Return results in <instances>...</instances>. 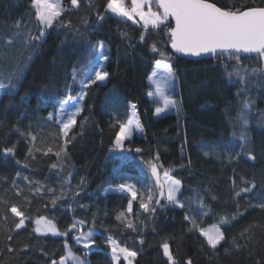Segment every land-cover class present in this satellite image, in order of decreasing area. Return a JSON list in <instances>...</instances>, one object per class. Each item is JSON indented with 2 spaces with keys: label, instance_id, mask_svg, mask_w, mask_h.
<instances>
[{
  "label": "trees",
  "instance_id": "obj_1",
  "mask_svg": "<svg viewBox=\"0 0 264 264\" xmlns=\"http://www.w3.org/2000/svg\"><path fill=\"white\" fill-rule=\"evenodd\" d=\"M211 1L233 10L264 6V0ZM106 4L107 0H80L73 8L71 0H63L66 11L52 28L44 29V39L26 43L29 34L38 36L43 28L32 0H0V38L14 37L17 21L22 26L12 44L0 40V82L5 86L0 95V264H51L65 254V242L73 252H85L89 264H113L105 243L109 236L139 253L135 264H171L163 254L165 242L177 264L189 259L192 264H264V209L259 207L264 204V61L258 55H239V61L233 54L185 55L171 47V19L159 28L145 29L142 23L106 11ZM152 6L162 12L155 0ZM97 41L106 45L109 79L88 89L83 111L69 133L75 138L57 157L64 141L48 114L66 93L80 95L78 81L83 73L76 82L71 73L74 68L88 70L99 51ZM153 43L159 52L151 50ZM160 53L166 54L175 73L180 110L156 116L148 78L155 62L164 58ZM244 101L250 104L246 127L239 119ZM132 103L144 134L126 140L122 152L113 148L119 131L116 122L127 119ZM242 134L255 160L248 159L247 152L237 155ZM7 148L14 152L6 155ZM137 148L142 151L137 153ZM148 160L181 182L184 208L166 198L155 204L158 186L142 163ZM123 175L139 185L132 213H126L135 231L116 219L127 208L130 194L105 191ZM243 180L255 181L256 186L236 197L235 192L249 186ZM41 186L43 192L38 194ZM149 190L155 213L139 207V197ZM201 200L205 215L200 214ZM11 204L29 218L21 229L15 228L19 218L9 211ZM186 214L197 216L198 228L220 225L225 240L212 249ZM41 216L67 236L34 232L35 220ZM222 217H228L227 224L221 223ZM76 220L86 222L83 229L93 228L96 244L90 250L75 242L78 229L68 230ZM234 239L242 247H234Z\"/></svg>",
  "mask_w": 264,
  "mask_h": 264
},
{
  "label": "snow or ice",
  "instance_id": "obj_2",
  "mask_svg": "<svg viewBox=\"0 0 264 264\" xmlns=\"http://www.w3.org/2000/svg\"><path fill=\"white\" fill-rule=\"evenodd\" d=\"M153 0H131V8L126 6L125 0H107L106 11H110L119 17L127 18L128 20L134 21L135 23L143 24L145 29L151 25L153 28H159L160 25L165 24L169 17L174 18L175 26L168 31V36L171 42V47L177 52L200 56L202 54L216 53L226 51L236 56L239 61V53H255L262 61H264V7H244L243 10L237 8L235 10L231 8H222L217 6L215 3L209 2V0H155V4L158 8L162 9V12L153 11L152 9ZM80 0H71V6L78 8ZM147 5V11L145 6ZM32 7L35 9V15L37 22L43 26L38 36L28 35L27 42H39L44 39V29H50L55 23L58 22L66 9L63 6V0H32ZM138 17V19H137ZM98 19H103L102 16H98ZM64 26V25H62ZM68 27L71 26V22L67 23ZM16 32L14 37L7 39L0 38L5 44H12L14 38L20 36V28L22 27L20 22L17 21L14 25ZM145 37L141 35L140 41H144ZM95 47L99 49L96 59L89 66L87 71L83 69H73L71 75L74 82L77 81V76L83 73L84 78L78 81V86L81 89V93L78 97L73 98L69 93H66V99L60 100L56 113H49L48 120H55L60 127L63 146L60 152H56L57 157L60 156L61 152L65 151L67 145L71 143V140L75 137H69V133L77 124V117L83 111V101L88 95V89L92 85L104 83L109 79L110 73L105 70V64L109 60L107 55H104L106 45L103 41H97ZM153 52H159L156 44L151 45ZM219 50V51H218ZM161 60L155 62L157 69H163L167 72V77L164 81L163 87L154 78L157 73L154 71L150 79L155 84V91L148 93L149 96H155L157 94L164 96V107L156 108L155 114L159 116L165 112L168 108L176 109L178 112L179 104L176 100L168 99L165 96L164 90L169 86V82L174 78L172 65L168 62L166 54L160 53ZM253 71H256L255 69ZM238 76L239 72L236 73ZM231 75V74H229ZM245 77H241V80ZM70 87V86H69ZM4 88L3 84H0V90ZM243 109L240 114V121L246 127L247 120L245 113L250 109V104L247 101L242 102ZM130 114L126 121H117L116 126L119 127V131L116 133L113 148L119 151H126L124 142L130 140L134 132L143 133V126L139 121L138 109L136 104H129ZM87 120V117H85ZM83 129V124L81 125ZM31 141H36L37 137L31 135ZM241 152L237 155L248 153V159L255 160V156L251 155V150L248 148V141L245 135L240 136ZM48 152L52 151V148H48ZM130 151V150H127ZM137 153H140L142 149H135ZM14 148L4 149V153L12 154ZM29 156L32 155V149H29ZM231 159V157H230ZM155 161L159 160L157 153L154 157ZM150 172L151 176L155 178V182L159 187L157 194L158 198L155 199V204L159 205V198H166L168 203L184 208V204L180 203L178 194L181 189V182L177 179L172 178L169 175V170H164L163 179L164 183H161L160 170L162 165L154 162L153 160L142 162ZM56 168L57 165H52ZM17 176L20 174L17 173ZM27 180V177H24ZM243 179V178H242ZM244 183L248 184V187L240 188L239 191L235 192L236 197H240L242 193H249L255 188V181L243 180ZM31 183V181L29 182ZM166 185V187H165ZM233 186H235V180H233ZM116 191L121 193L130 194L127 208L118 213L116 219L123 222L124 227L135 231L136 225L131 219H129L126 213L130 214L133 210V201L138 199V189L134 184L122 183L116 186ZM19 191V189H17ZM37 193L43 192V186L36 189ZM50 193H55L54 189H48ZM105 191H108L106 189ZM63 195V189L61 190ZM27 199V197H25ZM153 194L149 190L147 195L139 197V207L145 212L155 213V207L153 204ZM55 203V198L53 200ZM201 215H205L203 211V201H198ZM261 209H264V204L259 205ZM9 211L19 218L18 222L15 223L16 229H21L25 225L26 219L25 213L21 211L20 207L16 204H11ZM7 218V217H5ZM185 219L188 220L193 228H198L197 222L193 217L185 215ZM85 221H74L69 226V231L79 229V234L74 237L75 242L78 245H82L87 251L96 244L93 239V230L83 231V225ZM222 224L228 223V217L221 218ZM94 224V221H93ZM36 227L34 232L40 234L52 233L53 235L67 236V232L61 233L60 230L55 226L54 222L48 220L46 217H38L35 220ZM201 235L206 239L208 245L212 249L225 240L224 232L221 230L220 225H212L210 228H198ZM248 229H245L247 232ZM243 235V233L241 234ZM8 240L12 237L8 236ZM105 243L110 247V259L113 264H121V259L126 261V264H134L135 258L139 255L137 251L112 238L107 237ZM140 244H143V239H140ZM234 247L240 248L242 245L233 240ZM28 246L25 245V248ZM65 254L60 256L59 259H53L51 264H84V260L77 256L71 249V247L65 242ZM163 254L168 258L171 264H177L175 261L169 243L165 242L162 244ZM9 251L13 249L9 248ZM187 264H192L191 259L187 261Z\"/></svg>",
  "mask_w": 264,
  "mask_h": 264
},
{
  "label": "rangeland",
  "instance_id": "obj_3",
  "mask_svg": "<svg viewBox=\"0 0 264 264\" xmlns=\"http://www.w3.org/2000/svg\"><path fill=\"white\" fill-rule=\"evenodd\" d=\"M125 3H126V6L127 7H129V8H131V3L130 4H128L127 3V1L125 0ZM152 9H153V11H158V12H160L158 9H156V8H154L153 6H152ZM145 10L147 11V5L145 6ZM124 18V17H123ZM127 19V18H126ZM137 19H138V17H137ZM142 23V22H141ZM156 72L157 73V75H156V77L154 78L157 82H159L160 84H161V86L163 87V84H164V81H165V79H166V77H167V72L165 71V70H163V69H157L156 68V64H155V67L153 68V70H152V72L150 73V75H149V82L151 83V90H150V92H154L155 91V84L152 82V80L150 79V77H152V75H153V72ZM173 73H174V71H173ZM0 84H2L1 82H0ZM4 85V84H3ZM4 89H5V86H4V88L2 89V90H0V95H1V93L4 91ZM149 92V93H150ZM164 93H165V96L168 98V99H172V100H176L177 101V96H176V93H175V73H174V78L169 82V86L164 90ZM79 96V95H78ZM78 96H75V97H73V98H76V97H78ZM151 97V99H152V103L155 105V110H156V108H163L164 107V96H161V95H159V94H157V95H155V96H150ZM67 97L66 96H63V97H61L60 98V100H64V99H66ZM133 104V103H132ZM58 107H59V104H58V106L56 107V109L55 110H53L51 113H53V114H55L56 113V110L58 109ZM155 110H154V113H155ZM171 110H174L173 108H168L165 112H163V113H161L160 115H162V114H165V113H167L168 111H171ZM129 114H130V111H129ZM156 115V114H155ZM129 116V115H128ZM157 116V115H156ZM128 118V117H127ZM127 120V119H126ZM125 120V121H126ZM141 123V122H140ZM136 134H138V135H143L144 134V129H143V133L141 134V133H139V132H134L133 133V136L134 135H136ZM163 173L164 172H160V176H161V183H164V179H163ZM171 176V175H170ZM172 178H174L173 176H171ZM174 179H176V178H174ZM122 183H128V184H134L135 186H136V188L139 190V185L137 184V182L135 181V179L133 178V177H131V176H129V175H123V176H120L119 177V180L118 181H116V182H112V183H109L107 186H106V188H105V190L106 189H108V190H114V191H116L115 190V188H116V186L117 185H119V184H122ZM158 186V185H157ZM165 187H166V185H165ZM158 190H159V187H158ZM139 192V191H138ZM180 192H181V189H180ZM178 199H179V201H180V203H182L181 202V200H180V193L178 194ZM190 216L191 217H193L194 219H196L197 218V216L195 215V214H190ZM44 217V216H43ZM47 218V217H46ZM48 219V218H47ZM48 220H50V219H48ZM89 229H92L93 230V228H85V229H83V231L84 232H87V231H89ZM78 231H79V229H78ZM79 233V232H78ZM58 235V234H57ZM76 235H78V234H76ZM93 238V237H92ZM113 238V237H112ZM115 239V238H114ZM117 240V239H116ZM121 243V242H120ZM121 245H126V244H124V243H121ZM94 246V245H93ZM127 247H129V248H132V247H130V246H128V245H126ZM132 249H134V248H132ZM135 250V249H134ZM136 251V250H135ZM75 253V252H74ZM77 256H79L81 259H83L84 260V264H89V260H88V256L86 255V253L85 252H83V253H75ZM121 260H123V258L121 259ZM125 264H126V261H125ZM134 264H135V261H134Z\"/></svg>",
  "mask_w": 264,
  "mask_h": 264
},
{
  "label": "water",
  "instance_id": "obj_4",
  "mask_svg": "<svg viewBox=\"0 0 264 264\" xmlns=\"http://www.w3.org/2000/svg\"><path fill=\"white\" fill-rule=\"evenodd\" d=\"M209 2L215 3V2H213L211 0H209ZM215 4H217V3H215ZM217 6H219V5L217 4ZM219 7H221V6H219ZM257 7H264V6H257ZM161 11H162V9H161ZM168 19H171L173 21V27H174L175 26V20H174V18L169 17ZM183 54H185V53H183ZM220 54H230V53L229 52H226V51H223V52H220ZM185 55L192 56V57H196V58H205V57H210V56H214V55H217V54L216 53H208V54H202L200 56H194V55H189V54H185ZM239 55L240 56H252V55H257V54H255V53H243V52H241V53H239Z\"/></svg>",
  "mask_w": 264,
  "mask_h": 264
}]
</instances>
